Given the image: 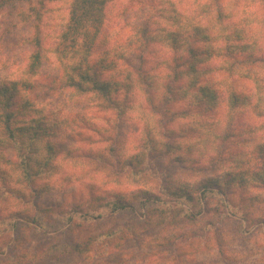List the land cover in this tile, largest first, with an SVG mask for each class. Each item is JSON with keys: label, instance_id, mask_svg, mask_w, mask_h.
I'll return each instance as SVG.
<instances>
[{"label": "trees", "instance_id": "trees-1", "mask_svg": "<svg viewBox=\"0 0 264 264\" xmlns=\"http://www.w3.org/2000/svg\"><path fill=\"white\" fill-rule=\"evenodd\" d=\"M64 1H70V16L67 26L61 30V43L70 35L76 45H72L70 54L64 47L62 53L68 57L59 60L58 71L43 77V64L60 45L56 42V46H47L49 36L42 31L43 10L47 3ZM110 1L0 0V14L7 11L23 16L26 8L32 20L29 37L32 51L23 75L15 80H0L2 191L22 202H26V191H29L32 198L26 203L31 213L0 215V222L4 231L10 232L13 248L24 241L19 234L23 223L35 227V232L40 234L64 231L75 235L64 245L54 244L45 250L46 256L56 262L91 251L98 255L99 245L116 249L129 233L133 235L132 228L129 233L115 228L79 242V232L78 235L76 232L84 225L121 214H135L138 210L162 214L160 224L193 221L205 211L208 197L225 196L234 188L244 189L247 179L242 177L244 172L239 165L247 155L245 152L225 151L226 143L232 137L231 121L235 113L248 107L257 118L264 116V16L245 15L239 6L242 2L248 7L245 3L253 0H194L196 7L190 12L177 8L183 6V0H154L157 5L150 11V16L135 24H126L129 26L128 35L123 42H115L113 46L108 35L102 32L104 9ZM254 1L264 4V0ZM159 51H163V55L150 64L147 57H153ZM218 72L228 78L249 80L255 92L246 96L230 93L223 98L216 81L209 80ZM135 93L148 105L151 122L143 129L142 143L134 155L127 157L112 148L114 165L120 173L129 172L134 177V170L143 167L149 156L171 157L181 149L177 139H186L191 141L190 147L173 159L189 164L194 160L193 154L197 153L201 160L207 157L206 151H212L210 167L214 174H218L194 184L165 178L158 191L141 189L103 195L71 211L41 205L38 199L51 192V187L33 185L51 178L60 163L69 165L76 157L77 148L63 143L72 141L78 122L86 121L77 112L74 118L65 117L66 101H85L101 112L115 113L112 125L116 129L120 122L126 121L129 99ZM180 102L198 108L200 115L212 113L226 103L228 121L221 128L220 135L202 129L189 140L184 133L196 131V127L190 124L177 134L178 138L171 140L161 126V117L170 123L180 118L179 113L170 109ZM214 140L222 142L214 145ZM243 142L247 147L255 146L256 166L249 177L263 188L264 135L253 139L248 136ZM8 150L13 151L15 161L6 158ZM98 158L96 165H104L105 169L112 166L101 155ZM8 168L15 174H9ZM11 257L15 262L17 258Z\"/></svg>", "mask_w": 264, "mask_h": 264}, {"label": "rangeland", "instance_id": "rangeland-1", "mask_svg": "<svg viewBox=\"0 0 264 264\" xmlns=\"http://www.w3.org/2000/svg\"><path fill=\"white\" fill-rule=\"evenodd\" d=\"M153 2L154 0H111L107 3L102 32L108 35L111 46L115 42H123L126 38L129 32V26L126 24H135L150 16V11L157 5ZM245 4L248 7L242 2L239 4L245 15L253 13L258 15V18L264 16V4L254 0ZM182 5L177 6L182 11L186 9L190 12L196 7L194 0H183ZM25 11L23 16L7 11L0 14V80L20 78L28 63L29 52L32 51L29 45L32 20L26 8ZM43 13L42 31L49 36L47 46H56V42H60L56 53L49 54V60L43 64L44 77L58 71L59 60L68 57L62 53L64 47L68 54L69 51L73 52L72 45L76 43L70 35L63 43L60 39L61 30L67 26L70 16V1L47 3ZM162 55L163 51H159L155 56L147 58L152 64L153 60ZM209 80L216 81L223 98L230 93L246 96L255 92L249 80L228 78L221 72L210 76ZM129 101L128 117L126 121L120 122L116 129L112 125L115 122V113L101 112L85 101H66L65 117L74 118L77 112L83 115L86 121L78 122L72 141L63 143L67 146L73 144L77 148L76 157L70 160L69 165L60 163V168L51 178L37 181L33 185L51 187V192L38 199L41 205L71 211L86 201L103 195L124 194L141 189L158 191L165 178L194 184L198 180H206L218 174H214L210 167L213 163L212 151H206L207 157L201 160L197 153L193 154L194 160L189 164L173 159L181 156L186 148L190 147L191 141L186 139H177L181 149L171 157L149 156L143 167L134 170V177L129 172L120 173L114 165L112 148L115 149L114 152H120L127 157L134 155L142 143L143 129L151 122L148 105L138 93ZM254 102L253 100L252 103ZM170 109L181 115L172 123L161 117V126L171 140L190 124L196 127V131L187 130L184 133L189 140L202 129L213 130L216 135H220L221 128L228 121L226 103L206 115H200L198 108H190L185 102L172 105ZM231 124L232 137L228 139L225 151L246 153V159L239 165V169L244 172L242 177L247 179V184L244 189L234 188L225 196L208 197L205 211L195 220H176L170 224H160L164 217L162 214L138 210L135 214H121L102 222L84 225L76 232L77 235L79 232V242L90 235L115 228H121L125 233L126 230L129 233L128 230L132 228L133 235L130 236L129 233L116 249H106L99 245L98 255L91 251L58 262L47 257L45 250L54 244L64 245L71 241V238H75V235L64 231L40 234L35 232V227H28L23 223L19 234L24 237V241L17 243L13 248L11 234L4 231L5 227L0 222L1 264H264V187H259L249 177L256 166L255 146L252 144L247 147L243 144V140L248 136L253 139L264 135V116L257 118L248 107L235 113ZM214 142V145H219L222 141ZM98 155H101L104 161L109 160L112 166L105 169L104 165H96ZM187 156L188 154L185 155ZM6 158L15 161L12 150L6 152ZM103 162L101 161L102 164ZM8 171L9 174H15L10 168ZM139 171L140 173H137ZM2 188L0 182L1 216L7 217L10 213H31V208L26 203L32 198L29 191H26V202H22L4 195ZM11 256L17 258L15 262H12Z\"/></svg>", "mask_w": 264, "mask_h": 264}]
</instances>
